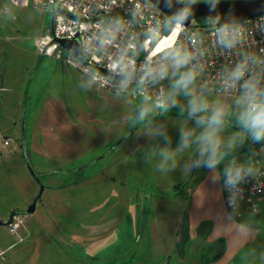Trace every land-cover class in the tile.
I'll return each instance as SVG.
<instances>
[{"label": "rangeland", "instance_id": "obj_1", "mask_svg": "<svg viewBox=\"0 0 264 264\" xmlns=\"http://www.w3.org/2000/svg\"><path fill=\"white\" fill-rule=\"evenodd\" d=\"M4 4L8 5V9L5 13L0 12V68L13 64L15 68L26 71L33 69L30 72L31 80L27 85L25 84L29 93L28 100L24 101L27 106L26 115L25 118L24 115L21 116L16 127L20 136L24 135V129H26V135L29 137L33 120L35 121L36 115H39L37 106L41 104L38 101L43 92L41 85H44V81L54 74V60L39 52L38 46L39 39L49 29L51 13L46 9L34 7L31 0H23L18 6L0 1V8ZM209 23L208 20L204 21V24ZM42 56L44 57L42 58ZM37 58H42L43 62L39 61L38 63ZM36 65L37 67H35ZM77 75L85 80V89L93 87L87 77L78 72ZM169 84L170 81L167 80L164 94L167 93ZM196 86L199 89V77ZM92 89L95 90V93H100V89L96 87ZM120 94H125L130 100L137 101L134 103L132 100V107H134L131 110L132 125L127 128V134L129 132L133 134V138L138 137V141L143 140L142 146L140 143L138 145L139 150L130 157L133 161V171L117 173L108 167L112 164L113 158H116L126 145V142L118 146L115 145L119 139L108 143L106 147H94L86 155L68 165H53L51 166L52 171L42 172L38 170V165H35L33 161V163L30 162L40 182L47 186L41 196L43 201H50V199L59 202L77 201L81 196L79 193L81 184L75 186V181L94 174L97 175L96 182L101 184L100 192H98L101 198L109 194L110 187L107 184L110 183L113 186V191H116V196L114 195L116 200L110 204L100 202L104 208H101L102 218L99 223L100 229L97 231L99 242L95 245L96 248L101 249L100 255L89 259L85 258L82 261V258L75 253L77 251L75 244L66 241V236H60L59 228L57 229L58 233L52 230L56 224L63 230L72 227L71 220H67V222L59 218L60 221L53 219L46 229L36 235L24 232L25 222L15 236L8 232L6 225H0V264H213L215 262L212 260L213 257L223 250V244L219 241L211 244H206L203 240L187 243L182 249V260H179L177 253L173 252L174 248L171 244L172 223L178 219L183 208L187 206L196 182L208 169L205 167L192 168L188 174H184L178 167L174 171L164 174L156 170L159 156L154 157L151 161L148 160V153L151 149L158 150L165 147L164 137L152 136L151 131L163 127L171 140V147L175 149L179 144L180 128L182 126L194 127V121L187 119L186 112L181 115L179 107L172 108L167 112L161 108H155L143 121H139L138 106L142 103V97L133 98L129 92ZM79 99L83 102L80 104L88 114L98 116L104 125L109 123L105 118L107 117L105 110L102 109V113L97 112L96 108H90L88 103H84L86 98L83 91ZM208 99L210 102L219 99L229 106L233 101V97L213 93L208 96ZM150 103H154V101L151 100ZM68 104L70 105V103ZM180 104L186 106L187 100L180 97ZM8 106L6 103H0V152L2 153L0 155V219L3 220L7 219L11 211L19 210L23 205L27 206L31 202L25 201L29 192L34 197L39 191V184L27 168V162L31 157H27L23 152H13L12 148L15 147L19 139L16 140L17 142L15 141L13 135L16 134L15 131L3 130L7 125L5 123L11 120ZM69 110V114L73 112L72 108ZM79 128L89 132L82 123L79 124ZM235 131H237L235 127L229 126L223 135L227 138ZM6 134L13 135V137L11 135L12 140L9 142V147L3 146V136ZM115 146L118 147L117 151H113ZM241 147L233 153L235 160L244 156L243 152H239ZM9 151L11 152L9 153ZM115 153L117 154L115 155ZM186 160L187 154L181 158V165ZM224 166L225 164L219 166L221 171ZM178 183L184 184L180 186L177 185ZM61 185L63 187H59ZM175 185L178 187L177 190L174 189ZM145 197H152L148 204L144 203ZM245 217L253 220L251 215L243 216L240 219H246ZM256 220L258 221L256 224L260 223L261 225L258 237L253 242H249L237 256L227 261L226 264H264V219L257 217ZM27 223L28 226L29 222L27 221ZM130 231L132 232L131 238L129 237ZM117 234H120L119 239ZM136 235L139 236L135 241ZM152 237H154L153 244ZM117 239L119 243L114 245V240ZM158 239L163 242V245L158 244ZM117 247H120V250H114Z\"/></svg>", "mask_w": 264, "mask_h": 264}, {"label": "crops", "instance_id": "obj_2", "mask_svg": "<svg viewBox=\"0 0 264 264\" xmlns=\"http://www.w3.org/2000/svg\"><path fill=\"white\" fill-rule=\"evenodd\" d=\"M45 56L54 60V74H51L44 81V85H41L43 92L38 100L41 104L37 106L39 115L37 114V119L33 120L34 123L29 137L26 135V129H24V135L21 134L20 136L16 127L18 121L20 122L21 120V116L24 115L25 118L26 115L27 106L24 101H27L29 97L26 85L31 80L30 72L33 69L26 71L21 68H15L13 64L0 68V103L9 105L8 112L11 116V120L5 123L7 125L3 130L15 131L14 133L16 134H13L15 141L20 140L16 141L17 144L12 148L13 152H23L27 157H31L32 160L28 161L29 164L34 162L35 165H38V170L46 172L52 171L51 166L53 165H68L76 161V159L83 157L96 146L106 147L108 143L121 139L116 145H121L123 142H126V145L116 158H113L112 164L108 165V167L111 171L117 173L133 171V161H131L130 157L135 151L139 150V143H143V140L138 141V137L133 138V134L129 132L127 134V128L132 125L131 110L134 109L132 107L133 99L130 100L125 94L116 95L98 87L88 75L65 60L56 59L49 55ZM42 58H37V62H43ZM77 72L87 77L93 87L100 89V93H95V90L92 89L93 87L85 89V80L77 75ZM82 91L86 98L84 103H88L90 108H96L97 112H101L102 109L105 110V115L107 114L105 118L108 120V124L105 123L106 125H104L98 116H91L83 109L80 104L83 102L79 99ZM134 103H137V101H134ZM70 108L73 109V112L69 114L68 110ZM96 114L98 115V113ZM78 123H82L89 132L79 128ZM11 135L6 134L3 136V146H10L9 142L13 137ZM5 140H8L7 143L4 142ZM117 150L118 147L115 146L113 151ZM0 155H2L1 152ZM211 175L209 170H207L201 179L196 182L187 206L183 208L178 219L172 223L171 244L174 248L173 252L177 253L179 260H182V249L187 243L195 240H203L206 244L219 241L223 244V250L213 264H226L227 261L237 256L249 242H253L260 234L261 225L259 223L256 224L257 220L255 217H253V220L248 219L251 222L247 224V219H238L228 211L223 201L220 181L213 183ZM97 180L96 174L77 179L74 185L78 186L81 184L79 191L81 196L74 202L69 200L59 202L54 199L43 201L41 196L47 188L46 184H44L46 187L39 199L36 200L33 212L25 214L24 232L36 235L46 229V226L53 219L55 221H60L59 218L63 221L71 220V228L63 230L62 227L56 224L52 230L58 233L57 229L59 228L60 236H66V241L75 244L77 249L75 253L82 258V261L85 258L89 259L99 256L101 249L96 248L95 245L99 242V233L97 231L100 229L99 223L102 218L101 208H104L101 203L107 202L110 204L114 202L116 200V191H113V186L108 183L107 186L110 187L109 194L101 198L98 193L100 192L99 186L101 184L97 183ZM59 187H63V185ZM144 194L146 195V193ZM35 196L33 197L32 193L29 192L25 201L32 202ZM145 198L144 203L148 204L149 199L152 197ZM25 208L26 205H23L16 211L23 212ZM144 208L147 207L144 206ZM229 215L232 216L231 222L228 220ZM27 221L29 222L28 226ZM136 221L138 222V219ZM245 226L250 229V233L244 231ZM117 236L119 239L120 234H117ZM131 236L132 232L130 231L129 237L131 238ZM138 236L136 235L135 241ZM118 239L114 240V245L119 243ZM157 242L163 245V242H160L159 239ZM153 243L154 237H152ZM119 248H114V250Z\"/></svg>", "mask_w": 264, "mask_h": 264}, {"label": "clouds", "instance_id": "obj_3", "mask_svg": "<svg viewBox=\"0 0 264 264\" xmlns=\"http://www.w3.org/2000/svg\"><path fill=\"white\" fill-rule=\"evenodd\" d=\"M186 6L174 13L165 15L163 21L154 20L151 26L141 32H130L137 27V17L140 13L133 12L125 20L121 17H110L97 23L100 28L96 32L95 45L97 51L105 55H112L110 61V77H118L121 89H128L133 83L142 95V103L138 106V120L143 121L155 108L167 112L179 107L181 115L185 112L187 119L194 121V127L182 126L178 147H171V140L163 127L150 132L152 136H163L165 147L153 148L148 153V160L159 156L156 170L168 174L178 167L184 174L192 168L205 167L212 174L213 183L223 180V190L229 193V203L236 209L243 198L241 187L248 180L259 181L262 175L260 169L251 161L238 163L233 153L246 140L253 144L264 143V55L253 52H241L240 58L231 67L222 70L220 90L224 93H237L233 97L232 105L214 99L211 102L208 96L215 89L201 85L197 89V79L204 70L202 58L205 49L197 41L193 49L178 44H168L167 47L155 52L162 40H166L178 29L186 27L185 21L192 13L191 4L197 2L211 3L213 10L220 0H176ZM115 3V0H113ZM173 0H165L166 7H171ZM157 5H150V7ZM59 10V9H58ZM220 15L208 18L213 25L215 45L226 53L242 48L245 32L241 25L232 20H226L219 25ZM218 25V26H217ZM126 36L127 39L122 40ZM115 48L113 54L111 50ZM83 50V49H82ZM94 50L88 48L85 55ZM145 59L138 65L140 54ZM94 71H97L94 69ZM105 71H108L107 69ZM93 83L98 76L91 77ZM164 80H169L166 94H162L155 103H150L147 95L149 87H154ZM180 97L187 100V105L180 104ZM233 126L237 129L227 138L225 130ZM187 154V160L181 165V158ZM227 161V163H225ZM225 164L222 171L219 166ZM229 222L232 216H228ZM244 231L250 233L245 226Z\"/></svg>", "mask_w": 264, "mask_h": 264}, {"label": "built area", "instance_id": "obj_4", "mask_svg": "<svg viewBox=\"0 0 264 264\" xmlns=\"http://www.w3.org/2000/svg\"><path fill=\"white\" fill-rule=\"evenodd\" d=\"M2 3L10 5H20L23 0H0ZM34 7L46 9L53 13L55 7L58 6L72 15L79 18H73L63 15L60 12H55L53 20V31L49 29L38 42L39 52L55 57L56 59L65 60L76 66L81 72L88 75L90 78L93 75L98 76V81L95 82L98 87L105 89L113 94L131 93L133 98L142 97L137 91V86L133 83L128 89H121L118 77H110L98 70L94 71L91 65H99L111 71L110 61L112 55H105L95 50L94 43L96 32L100 28L98 21H102L109 14L111 17H121L127 20L129 14L133 12L140 13L137 17V27L130 29V32H141L144 28L151 26L154 20L163 21L165 14L159 10L148 0H31ZM8 5L4 4L0 8V12H7ZM242 30L245 32L244 44L242 48L232 50L231 53H226L215 45V36L211 23L199 25L196 20L184 29L178 31L179 36L170 40H162L156 47L155 52L167 47L168 44H178L182 47L193 49V44L199 41L205 49V56L202 58L204 70L199 76V83L211 89L213 94H219L229 97H234L237 93H224L220 90V81L222 70L227 66L231 67L239 60L241 52H253L257 55H264V14H260L242 21H238ZM218 26V25H217ZM78 35L81 41V51L84 54V61L79 60L69 54V52L62 49L59 44L54 41L55 38H72ZM127 37L123 36L122 40L126 41ZM92 48L94 51L90 55H85V51ZM83 49V50H82ZM115 53V48L111 50ZM145 59V55L140 54L137 64L139 65ZM162 81L154 87H149L147 95L151 97L154 103L165 92V83ZM7 143V141H5ZM251 160L262 173L259 181L256 179H249L241 187L243 188V198L239 201L238 207L233 209L229 203V193L223 190V180L221 179V192L223 201L227 209L237 218L243 216H253L255 218L264 219V143H261L249 153H244L242 158L236 159L238 163H244ZM25 214L17 213L13 216L10 223L6 225L8 232L11 235H16L19 228L25 220ZM258 222V221H257ZM260 224V223H259Z\"/></svg>", "mask_w": 264, "mask_h": 264}, {"label": "water", "instance_id": "obj_5", "mask_svg": "<svg viewBox=\"0 0 264 264\" xmlns=\"http://www.w3.org/2000/svg\"><path fill=\"white\" fill-rule=\"evenodd\" d=\"M153 5L158 4V9L161 10L165 15L174 13L180 9H183L186 5L183 3H177L176 0H173L171 7H166L165 0H148ZM59 9V10H58ZM192 13L187 21H185L186 26H188L192 20H208V18L216 17L218 14L220 15L219 25H223L226 20L242 21L260 14H264V0H220V3L216 5L213 10V6L211 3H203L197 2L191 4ZM55 12H60L65 16L79 18L75 15H72L68 11L56 6L53 13H51L49 20V30L53 31V20ZM114 16L113 14L107 15V17ZM59 46L65 51L69 52V54L75 58H78L81 61H84V54L81 51V41L78 35L72 38H55ZM96 70L101 71L102 73L109 75L110 71H105L106 69L102 66L92 64L91 65ZM121 139L117 141L116 144L120 142ZM27 168L29 173L34 177V179L39 184V191L33 201L29 203L23 212H18L13 210L9 213L7 219H0V225H7L11 222L14 215L17 213L28 214L32 213L35 207V202L37 198L41 195L42 191L46 187L42 184L37 176L36 172L32 169L31 165L27 162Z\"/></svg>", "mask_w": 264, "mask_h": 264}, {"label": "trees", "instance_id": "obj_6", "mask_svg": "<svg viewBox=\"0 0 264 264\" xmlns=\"http://www.w3.org/2000/svg\"><path fill=\"white\" fill-rule=\"evenodd\" d=\"M197 22H198V24L199 25H205L204 24V21L205 20H201V21H198V20H196ZM261 143H257V144H253L252 142H251V140H246L245 141V143L242 145V147L239 149V152L240 153H249L252 149H254V148H256L258 145H260ZM221 170V169H220ZM184 183H178L177 185H183ZM177 185H175L174 186V189L176 188V190H177ZM178 193H180V191H178ZM37 199H39V197L37 198ZM19 212V211H18ZM238 219H240V218H238ZM247 219V218H246ZM243 220V219H242ZM249 222V223H248ZM250 222L251 221H249L248 219H247V221H246V223L247 224H250ZM222 253V251L220 252V253H218L217 255H215L214 257H213V259L212 260H216L219 256H220V254Z\"/></svg>", "mask_w": 264, "mask_h": 264}, {"label": "bare ground", "instance_id": "obj_7", "mask_svg": "<svg viewBox=\"0 0 264 264\" xmlns=\"http://www.w3.org/2000/svg\"><path fill=\"white\" fill-rule=\"evenodd\" d=\"M180 29L177 30V32L179 31ZM177 33H173L172 35H170L166 40H170V41H173V39L176 37Z\"/></svg>", "mask_w": 264, "mask_h": 264}]
</instances>
